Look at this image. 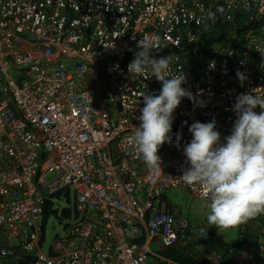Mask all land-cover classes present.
I'll use <instances>...</instances> for the list:
<instances>
[{
    "label": "built area",
    "instance_id": "1",
    "mask_svg": "<svg viewBox=\"0 0 264 264\" xmlns=\"http://www.w3.org/2000/svg\"><path fill=\"white\" fill-rule=\"evenodd\" d=\"M223 33L228 41L194 60L188 47ZM139 41L156 58L171 55L170 75L186 73L182 87L204 102L185 97L175 110L162 171L146 167L132 140L141 93L162 86L129 74ZM260 52L264 0H0V264H182L152 245L205 248L209 230L181 219L166 192L206 201L179 178L189 127L215 120L224 142L236 97L264 95ZM71 190L78 222L45 254V206ZM239 233L240 248L207 249L203 264H264V224Z\"/></svg>",
    "mask_w": 264,
    "mask_h": 264
},
{
    "label": "clouds",
    "instance_id": "2",
    "mask_svg": "<svg viewBox=\"0 0 264 264\" xmlns=\"http://www.w3.org/2000/svg\"><path fill=\"white\" fill-rule=\"evenodd\" d=\"M208 18L214 19V14ZM154 47L139 41V50L128 64L130 75L155 77L162 85L158 95L141 93L144 106L139 109L140 124L134 127L132 140L146 167L162 171L158 153L165 143H171L175 110L185 97L194 106L202 107L204 102L198 99L199 92L194 96L182 87L187 82L186 73L170 75L172 56L156 58ZM237 77L243 85L245 75L238 70ZM232 110L236 119L223 143L215 120L190 125L192 139L183 148L190 167L182 169L179 177L187 186L203 189L209 209L207 222L218 229V234L264 214V95L255 90L241 93Z\"/></svg>",
    "mask_w": 264,
    "mask_h": 264
},
{
    "label": "rangeland",
    "instance_id": "3",
    "mask_svg": "<svg viewBox=\"0 0 264 264\" xmlns=\"http://www.w3.org/2000/svg\"><path fill=\"white\" fill-rule=\"evenodd\" d=\"M108 86L111 87L110 81H108ZM54 176L55 172L51 173L47 179L51 180ZM166 198L168 206L176 211L181 219L187 220L190 226L204 227L213 233V239L209 240L211 247L218 248L221 242L231 244L240 240L239 231L241 224L234 228L223 230L220 234H218V229L215 226L209 225L207 222L209 209L205 206L206 201L178 189H169L166 192ZM64 209H71L72 214L69 218L62 217ZM74 209L73 191L69 196L54 199V210L57 212L56 214H51L46 222L45 241L42 248L45 254L48 253L49 248L56 239L66 238L70 228L78 222ZM256 219L264 220V214L257 215ZM248 223H251V221L248 220ZM152 248L155 251L161 250V247L154 244Z\"/></svg>",
    "mask_w": 264,
    "mask_h": 264
},
{
    "label": "trees",
    "instance_id": "4",
    "mask_svg": "<svg viewBox=\"0 0 264 264\" xmlns=\"http://www.w3.org/2000/svg\"><path fill=\"white\" fill-rule=\"evenodd\" d=\"M229 36L227 33L223 34H210V35H203L200 39V41L190 47H188L189 51L191 52V55L195 56L194 60L198 61L201 57H206L211 48L221 41H228ZM199 54V55H197ZM61 195V192L55 194V198H59ZM66 196H69V192L66 191ZM52 202L48 201L47 205L44 209V221H43V233L45 232V226L47 219L50 217L51 214H56V210L52 209ZM72 214L71 209H64L62 211V217L69 218ZM209 240L213 239V233L209 231ZM206 245H209V241L206 243ZM241 244L237 241L235 243L226 244V243H220L219 248L222 250H226V247H233V248H240ZM161 254L165 257H168L174 261H177L182 264H203L202 260H198L194 257V250L188 246H180L175 245L172 247L162 248ZM149 264H156L154 259H150Z\"/></svg>",
    "mask_w": 264,
    "mask_h": 264
},
{
    "label": "crops",
    "instance_id": "5",
    "mask_svg": "<svg viewBox=\"0 0 264 264\" xmlns=\"http://www.w3.org/2000/svg\"><path fill=\"white\" fill-rule=\"evenodd\" d=\"M250 221H251L250 225H254V226H259V225L264 224V220H262V219H256V217L250 219ZM190 247L195 252L194 257L196 259H198V260H202V263H203V254H204L205 250H207V249H211V250L212 249H220L219 247L218 248H215L213 246L211 247L210 245H205V248H204V246H190ZM150 259H154V258L151 257ZM222 264H229V262H228L227 259H225V261Z\"/></svg>",
    "mask_w": 264,
    "mask_h": 264
}]
</instances>
